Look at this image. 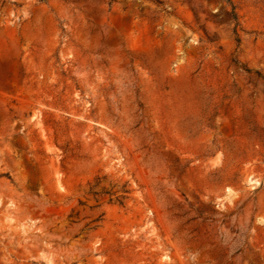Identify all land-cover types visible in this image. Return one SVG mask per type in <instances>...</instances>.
Segmentation results:
<instances>
[{"label": "rangeland", "instance_id": "rangeland-1", "mask_svg": "<svg viewBox=\"0 0 264 264\" xmlns=\"http://www.w3.org/2000/svg\"><path fill=\"white\" fill-rule=\"evenodd\" d=\"M0 264H264V0H0Z\"/></svg>", "mask_w": 264, "mask_h": 264}, {"label": "trees", "instance_id": "trees-1", "mask_svg": "<svg viewBox=\"0 0 264 264\" xmlns=\"http://www.w3.org/2000/svg\"><path fill=\"white\" fill-rule=\"evenodd\" d=\"M122 192H126V190H121ZM101 192L102 193H105V194H108L109 196H110V198H109V201H111L112 200V198H114L115 200H117V201H119V202H121V199L123 198V196L122 195H120V194H117V192H118V190H115V191H107V190H101ZM93 193H98V192H93Z\"/></svg>", "mask_w": 264, "mask_h": 264}]
</instances>
